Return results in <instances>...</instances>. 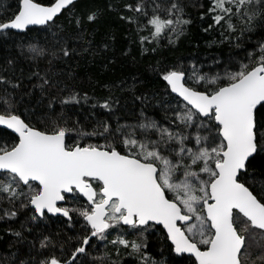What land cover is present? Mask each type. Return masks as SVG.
Instances as JSON below:
<instances>
[{"label":"snow or ice","instance_id":"obj_1","mask_svg":"<svg viewBox=\"0 0 264 264\" xmlns=\"http://www.w3.org/2000/svg\"><path fill=\"white\" fill-rule=\"evenodd\" d=\"M78 4L17 0L15 12L0 20V35L27 33L35 26L62 30L66 18L82 34L99 20L100 10L78 12ZM123 8L132 15L121 19L148 32L140 36L142 46L162 38L172 43L192 23L181 0H135ZM204 16L210 19L205 32L218 28L229 39L235 36L237 47L246 34L264 32V0H209ZM56 43L60 47L51 51L29 43L21 54L51 63L75 51L66 42ZM245 60L223 75L201 73L195 64L190 70H156L165 91L175 94L167 124L141 112L135 124L113 128L97 120L90 132L79 121L70 124L63 109L57 115L53 101L39 118L34 110L21 109L15 90L22 81L0 74V140L5 141L0 143V220L27 209L32 222L62 219L72 230L71 235H41L27 260L13 254L16 264H117L108 252L93 255L101 243L133 264H177L148 253L146 233L152 230L162 231L182 264L264 262V252L253 259L251 251L253 242L259 245L257 235L264 240V188L254 192L248 179L257 162L264 164V41L246 51ZM32 75L42 93L57 86L47 75ZM90 99L73 91L60 103ZM116 103L109 96L91 106L114 114ZM92 137L105 143L87 142ZM12 235L23 239L20 231Z\"/></svg>","mask_w":264,"mask_h":264},{"label":"trees","instance_id":"obj_2","mask_svg":"<svg viewBox=\"0 0 264 264\" xmlns=\"http://www.w3.org/2000/svg\"><path fill=\"white\" fill-rule=\"evenodd\" d=\"M134 2L135 0H80L78 12L100 10L99 20L86 25V31L82 34L66 18L60 21L62 30L45 31L34 27V30L27 33L13 32L10 37L0 35V74L14 82L22 81V88L15 90L21 109H32L39 118L48 111L47 106L53 101L57 115L63 109L70 118V124L79 121L85 131L89 132L96 127L97 120H107L113 128L117 123L135 124L141 112L167 124L168 118L172 116L170 107L175 106V96L165 91V82L158 77L156 70L174 66L190 70L195 64L201 73L223 75L226 70L235 71L241 62H247L246 51H255L258 43L264 41V32L260 30L246 34L240 47L236 46L240 42L235 36L229 39L227 34L221 35L218 28L205 32L204 28L208 26L210 19L204 16L202 20L201 16L207 12L209 0H181L185 18L192 21L184 34L179 39L172 37V43L162 38L159 43L142 46L140 36L148 35V32H140L136 24L120 18L132 15L123 5ZM16 5L17 0H0V20L10 17L15 12ZM53 31L56 35H53ZM58 40L61 44L66 42L75 51L69 57L52 59L51 63L48 59L33 61L27 54H21V46L26 50L29 43H38L50 51L58 50ZM145 48L149 50L144 51ZM8 60L13 63L9 65ZM5 68L8 71H2ZM35 72H39L41 76L47 75L50 82L57 86L42 93L40 88L34 87L40 83L39 78L32 75ZM73 91L87 93L92 99L86 104L81 102L78 105H61V98H66ZM109 96L118 101L114 105V114L99 106H91L97 101L103 103ZM139 96L147 97V100L137 99ZM3 142L5 141L0 140V143ZM87 142L104 144L105 140L102 137H92ZM248 179L252 182L251 190L254 192L264 188V164L257 162L249 170ZM30 215L29 210L22 209L16 218L0 220V264H16L13 254L18 260H27L30 252H34L33 242L38 244L43 234H72V230L67 228L62 219L51 218L47 223L32 222ZM75 227L79 230L80 226L77 224ZM15 231H20L23 239L12 235ZM146 236L148 253L155 260H175L177 264H182L181 258L170 252V243L162 231L152 230ZM256 240L259 245L256 242L252 244L253 259L264 252V240L259 235ZM105 252L110 253V260L117 264H133V259L126 254L122 253L117 257L111 245L105 249L101 243L99 250L93 252V255L102 256ZM256 264L264 262L256 259Z\"/></svg>","mask_w":264,"mask_h":264},{"label":"water","instance_id":"obj_3","mask_svg":"<svg viewBox=\"0 0 264 264\" xmlns=\"http://www.w3.org/2000/svg\"><path fill=\"white\" fill-rule=\"evenodd\" d=\"M35 27H39V26H35ZM174 96H175V94H173ZM0 128L2 129V126H0ZM9 132H10V130H8ZM169 243H171L170 241H169Z\"/></svg>","mask_w":264,"mask_h":264},{"label":"rangeland","instance_id":"obj_4","mask_svg":"<svg viewBox=\"0 0 264 264\" xmlns=\"http://www.w3.org/2000/svg\"><path fill=\"white\" fill-rule=\"evenodd\" d=\"M80 1V0H79Z\"/></svg>","mask_w":264,"mask_h":264}]
</instances>
